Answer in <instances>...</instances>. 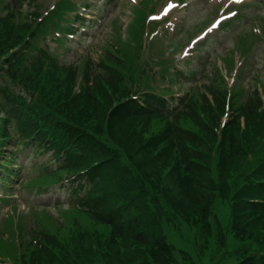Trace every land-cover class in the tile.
Listing matches in <instances>:
<instances>
[{
    "label": "trees",
    "instance_id": "trees-1",
    "mask_svg": "<svg viewBox=\"0 0 264 264\" xmlns=\"http://www.w3.org/2000/svg\"><path fill=\"white\" fill-rule=\"evenodd\" d=\"M74 10L62 0L34 29L20 23L18 9L17 21L14 12L0 18V123L11 124L23 146L51 153L57 163L43 168L48 179L73 178L71 209L79 215L64 223L60 238L40 230V214H33L26 237L36 243L24 240L19 259L14 247V264H194L171 238L202 263L217 256L215 264H264V101L257 80L229 89L215 64L208 78L218 84L190 88L173 105L149 91L132 99L133 88L147 90L155 78L139 38L142 20L128 26L129 45L115 36L96 64L86 58L77 68L37 46L50 29L71 32L60 20ZM240 51L247 56L242 43ZM227 63L233 67L231 55ZM158 66L166 73L165 62ZM179 77L194 74H177L175 83ZM2 133L0 127V146ZM6 232L14 244L9 219L0 238Z\"/></svg>",
    "mask_w": 264,
    "mask_h": 264
},
{
    "label": "rangeland",
    "instance_id": "rangeland-1",
    "mask_svg": "<svg viewBox=\"0 0 264 264\" xmlns=\"http://www.w3.org/2000/svg\"><path fill=\"white\" fill-rule=\"evenodd\" d=\"M20 1L0 0V15L14 12L12 19L15 21L22 15L24 17L27 14L26 5L28 4L26 2L29 0ZM74 1L78 2L79 7L82 8L80 0ZM166 1L99 0L95 6L90 4V8L85 13L89 16L88 22L83 25L84 29L77 31L74 37L67 38L65 48H55V45L51 42L49 43V47L51 51L55 50L60 53L59 59L65 64L75 62L78 66H81L86 58H89L90 61L96 64L97 54L100 53L103 44L110 42L115 36H119L126 45H129L132 40H129L130 33H127L125 29L130 26L131 20L141 21L145 19L147 14L142 10L150 5L158 4V8L153 13L155 17L156 14H159L161 8L165 6ZM173 1L178 3L183 2V4L178 8L170 10L167 21L159 23V26L156 28L155 25L152 27L153 24H151L145 39L140 35L139 38L144 42L146 40L147 44L151 45L148 48L146 45L147 50L144 52V58L154 60L151 65H157L161 60L170 61V64L179 70L184 71L187 69L188 75L194 74L193 78L187 77L186 80L179 77L178 83L172 85L171 88L175 92V98L188 92L190 88H201L209 82H214L216 80L214 77H208L214 73L215 64L220 65L218 59L222 61L223 69L224 65L228 69H231L227 62L230 61L232 52L240 49L241 43L242 49L247 54V59L245 58L247 64L243 70V72L245 71L244 78L235 84V89H238L239 86H244L243 88L245 89V87L249 86L250 82L253 83L254 78L258 82H255V86H261L264 91V38L262 41H256L252 36V31L254 32L255 30L257 32L258 28L264 34V0H246L244 3H242L244 0H239V2L238 0ZM55 2L56 0H38L37 3L41 6L34 4V7L36 11L43 14ZM34 7L31 9L32 11ZM16 9H18L20 16L16 13ZM138 10L142 12L138 14ZM79 11L81 10L79 9ZM219 12L223 15L225 14V17L234 18L229 20L231 22L228 25L223 24L218 30L215 27L211 35L207 34L202 40H198L203 34L202 31L219 16ZM165 14L166 11L163 16ZM148 23L150 22L148 21ZM77 25L75 24L76 27ZM197 40L198 42L194 43ZM156 70L157 68H154V71ZM206 74H208L207 77H205ZM233 75L232 73L228 74L226 76L227 81L230 82ZM237 76H239V72ZM171 79L174 78L171 76L167 77L166 82L169 84ZM166 82H159V87L163 88L167 86ZM215 83L218 84L219 80H216ZM235 92L236 90L233 91V93ZM24 97L27 96L24 95ZM4 129L2 134H7L4 140L7 148L4 147L2 153L7 157L13 154L15 159L12 169L14 170V177L10 179L7 188H2H4L5 192L12 194L13 199H16L14 202H10V204H14L12 211L17 209L18 213L21 214L17 218L19 225H27V227L22 225L24 230L19 232H24V236H26L28 228L34 226L32 215L36 213L30 215V209L33 208L38 210L37 214H40V218L38 217V227L40 230L50 235L65 238L66 233L62 226L64 223L73 225L72 218H79V215L69 205L73 200V196L70 195L67 187L60 188L58 181L53 182L47 178L46 174L38 175L37 173L40 172V163L49 162L48 165L51 168L55 165V162L49 159L50 153L42 151L35 153L32 152L31 148H24L18 142L17 134L11 126L6 128L4 126ZM1 178L3 180L7 179L4 175H1ZM63 178H65V175H63ZM46 187L49 189L43 190ZM29 188H33V190H37L38 192L42 191L41 193L44 194L31 192ZM50 189L52 191H49ZM0 192H2L1 189ZM69 210H72L71 215L67 214ZM10 211V205L2 202L0 205V219L10 213ZM19 229L22 228L20 227ZM26 238L23 237V240L29 246L28 242L31 241H28V237ZM171 241L177 248L186 250L193 257L194 264H215L218 260V257L215 256L209 263H202L200 262L201 260L196 259V254L192 249L186 248L184 244L174 241L173 238H171ZM13 248L14 244L11 241L10 232H6L0 238V254H6L7 257L14 259L19 253ZM2 249H5V251ZM16 252L17 255L15 257ZM234 263L232 259H227L226 261L220 260L218 264Z\"/></svg>",
    "mask_w": 264,
    "mask_h": 264
},
{
    "label": "snow or ice",
    "instance_id": "snow-or-ice-1",
    "mask_svg": "<svg viewBox=\"0 0 264 264\" xmlns=\"http://www.w3.org/2000/svg\"><path fill=\"white\" fill-rule=\"evenodd\" d=\"M238 2H239V0H238Z\"/></svg>",
    "mask_w": 264,
    "mask_h": 264
}]
</instances>
